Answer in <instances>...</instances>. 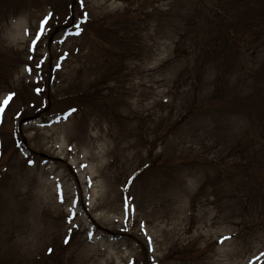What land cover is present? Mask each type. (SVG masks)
Instances as JSON below:
<instances>
[{
	"label": "rangeland",
	"instance_id": "374dc122",
	"mask_svg": "<svg viewBox=\"0 0 264 264\" xmlns=\"http://www.w3.org/2000/svg\"><path fill=\"white\" fill-rule=\"evenodd\" d=\"M0 107V264H264V0H0Z\"/></svg>",
	"mask_w": 264,
	"mask_h": 264
},
{
	"label": "bare ground",
	"instance_id": "6f19581e",
	"mask_svg": "<svg viewBox=\"0 0 264 264\" xmlns=\"http://www.w3.org/2000/svg\"><path fill=\"white\" fill-rule=\"evenodd\" d=\"M59 131L58 128H54L52 132H56ZM65 135H67L66 130H65ZM62 133V134H64ZM66 138H68L67 140L70 141V137L66 136ZM88 156H83L82 159L86 160L88 159H97V156L91 155L90 153L87 154ZM113 176V175H112ZM109 177V179L111 180V185H112V193L115 195V200L119 201L121 199V190L122 188L119 186V181H118V177ZM113 202H110L111 205L115 204ZM105 203V202H103ZM106 204V203H105ZM84 209L87 210V214L89 215V217L91 218V220L94 222V225L97 227L96 230H90L88 227H84L83 232L86 233V235L88 237H95V236H99L98 234H100V232L105 233V234H109L115 237V239H107L104 243L103 246L97 244V242H93L95 243L92 247H90L89 249H87V251L82 254L79 255L75 260L72 261L71 264H101V261L103 262H107L108 264H113L115 262V258H113V256L111 254H109L108 249L107 248H111V246L113 248L116 247L117 251H119V253L122 252V247L123 245H121L122 243L117 240L118 237H121L123 235H126L125 233H117L114 232L112 230H108V229H104L102 227H100L97 223L98 220H95L92 215L90 210H88V206H84ZM113 211L118 212L119 209L115 206H112ZM74 215H76V213H74ZM67 214L64 212H60L59 215L57 216V220L59 219H63L64 217H66ZM70 217V216H69ZM74 217V216H73ZM78 223V222H77ZM75 223V224H77ZM38 233V234H37ZM58 232L55 231L52 227L49 228V236H53V237H58L59 235L57 234ZM132 236H134L137 240L138 245L140 246L141 250H143L146 258L148 256V263L149 264H162L161 261L158 259V261H152V258H150L149 256L152 257H157L154 253L156 252V249L152 246V242H154L156 240V237L154 236H150L147 233H145L144 231H142L141 229H138L136 232H134L132 234ZM43 235L42 233L36 231V234L32 237V236H28L26 237V240L21 241L22 244L24 245V248L21 246V242L16 243L15 245L11 246V247H7L4 249L5 252V264H12L11 261L15 258V257H21V264H37L38 263V254L40 251V247L43 243L42 239H43ZM153 254V255H152ZM133 255H125L122 259L123 262H127L128 264H133L135 259L132 257ZM73 258V256H70V258ZM122 262V261H121ZM103 264V263H102Z\"/></svg>",
	"mask_w": 264,
	"mask_h": 264
},
{
	"label": "snow or ice",
	"instance_id": "6c2138e0",
	"mask_svg": "<svg viewBox=\"0 0 264 264\" xmlns=\"http://www.w3.org/2000/svg\"><path fill=\"white\" fill-rule=\"evenodd\" d=\"M84 15H87V14L85 13ZM51 19H52V17H51V16H48V17H45V18L40 22V27H39V30H38V32H37V34H36V43L39 42V40L43 37L44 33L47 31V28H48V26H49V22H50ZM73 24H74V26H75L77 29L80 28V25H79V24H76L75 21H73ZM76 34L79 35L80 33L77 32ZM61 42H63V41H61ZM32 51H33V52L36 51L35 45L33 46ZM40 67H42V64H38V65H37V68H40ZM28 71H29V73L31 74L32 69H28ZM37 83H39V82H37ZM36 91H37V93L39 94L40 89L37 88ZM13 96H14V94H10V95H9V96L3 101V105H4V106H7V105L9 104V102L13 99ZM3 112H4V107H0V113H3ZM70 150H71V149H70ZM85 167H86V166H85ZM61 202H63V199H62ZM72 222H73V221H71V220L69 221L70 224H71ZM141 227L143 228L144 226L141 225ZM66 242H67V241H66ZM221 243H223V241H221Z\"/></svg>",
	"mask_w": 264,
	"mask_h": 264
}]
</instances>
